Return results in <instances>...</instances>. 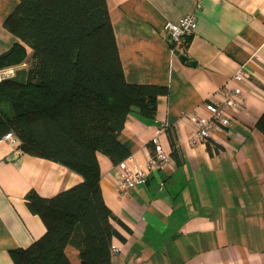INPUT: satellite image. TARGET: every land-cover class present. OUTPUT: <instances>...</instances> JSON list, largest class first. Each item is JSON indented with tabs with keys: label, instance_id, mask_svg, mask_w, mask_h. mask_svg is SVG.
Returning a JSON list of instances; mask_svg holds the SVG:
<instances>
[{
	"label": "crops",
	"instance_id": "obj_1",
	"mask_svg": "<svg viewBox=\"0 0 264 264\" xmlns=\"http://www.w3.org/2000/svg\"><path fill=\"white\" fill-rule=\"evenodd\" d=\"M18 0H0V54L19 39L3 26ZM125 79L167 87L154 117L131 111L118 140L139 164L151 137L170 153L144 183L119 192L121 168L97 151L100 187L119 233L113 264H264V135L255 126L264 111V0H105ZM195 11L197 25L180 54L170 52L166 20ZM26 60L31 50L26 47ZM243 65L247 77L235 81ZM25 67L21 63L17 67ZM240 86L228 125L208 139L191 141L186 116H206L204 104L220 102ZM174 151L175 155L172 153ZM82 181L65 165L23 152L0 138V264L9 250L26 247L45 231L27 208L34 189L49 197Z\"/></svg>",
	"mask_w": 264,
	"mask_h": 264
},
{
	"label": "trees",
	"instance_id": "obj_2",
	"mask_svg": "<svg viewBox=\"0 0 264 264\" xmlns=\"http://www.w3.org/2000/svg\"><path fill=\"white\" fill-rule=\"evenodd\" d=\"M3 26L19 41L0 54V68L24 62L26 76L22 85L0 81V138L12 132L23 152L82 176L49 197L25 194L45 231L10 249L12 264H113L111 239L119 233L96 152L115 164L125 159L129 151L117 137L127 115L154 117L167 87L125 79L105 0H18ZM255 126L264 135V111Z\"/></svg>",
	"mask_w": 264,
	"mask_h": 264
},
{
	"label": "built area",
	"instance_id": "obj_3",
	"mask_svg": "<svg viewBox=\"0 0 264 264\" xmlns=\"http://www.w3.org/2000/svg\"><path fill=\"white\" fill-rule=\"evenodd\" d=\"M197 25V16L195 11L189 12L178 20H166L163 24V32L171 53L175 54V50L180 52V48L184 47L189 38L193 35ZM17 66H8L0 68V80L3 77L13 75ZM247 71L243 65H240L233 73L232 78L240 82L247 77ZM242 96L240 86H235L226 91L220 102L208 101L204 104L207 111L206 116H200L195 113H189L186 116L193 123L195 129L191 136V141L206 140L213 128L225 126L229 124L230 115L228 110L236 105ZM162 129L155 130L151 137L152 150L147 156L144 164H139L133 160L131 156L118 163L121 168V174L116 182V188L119 192L144 183L148 174L160 168H164L171 160L170 153L164 149L159 133ZM2 138L9 144L15 146L18 143L17 137L12 132L5 133ZM118 248L115 245L110 246L111 255L116 254Z\"/></svg>",
	"mask_w": 264,
	"mask_h": 264
},
{
	"label": "water",
	"instance_id": "obj_4",
	"mask_svg": "<svg viewBox=\"0 0 264 264\" xmlns=\"http://www.w3.org/2000/svg\"><path fill=\"white\" fill-rule=\"evenodd\" d=\"M174 52L176 55L183 57V55L180 54L178 50H175ZM25 76H26V68L24 66H21L16 68V71L13 75L3 77L0 81L8 80L22 85L25 83Z\"/></svg>",
	"mask_w": 264,
	"mask_h": 264
}]
</instances>
